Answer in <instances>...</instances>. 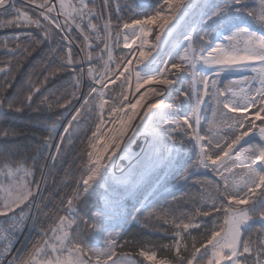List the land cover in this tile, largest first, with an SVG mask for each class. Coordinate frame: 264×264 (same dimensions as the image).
I'll return each instance as SVG.
<instances>
[{
  "label": "snow or ice",
  "instance_id": "snow-or-ice-1",
  "mask_svg": "<svg viewBox=\"0 0 264 264\" xmlns=\"http://www.w3.org/2000/svg\"><path fill=\"white\" fill-rule=\"evenodd\" d=\"M146 7L149 11L123 19L119 0H102L101 5L96 0H0V30L28 28L39 33L14 34L0 42L6 57L0 60V115L25 109L37 114L66 110L80 100L86 76L89 90L64 127L51 155L53 162L72 143L73 126L78 129L81 119L95 117V130L89 129L83 149L86 160L81 157L86 176L61 198L60 208L31 247L16 249L15 255L13 248L32 206L40 211L36 199L43 200L41 183L46 186L47 178L34 179L36 157L26 165L12 159L13 149H0V264H138L132 252L119 251L128 242L121 243L119 233L105 237V231L117 216L128 222L125 198L140 205H133L136 212L151 206L138 194L157 169L173 165L186 149L185 140L196 160L187 168H175L177 183L201 168L214 173L219 182L211 190L199 182V206L191 212L177 215L176 209L161 206L151 213L175 228L171 243L161 246L172 254L170 259L157 260L152 248L141 249L139 255L154 264H264V0H149ZM73 31L83 38L79 45ZM53 41L57 46L49 51L43 81L29 80L26 93L10 99L19 61L30 57L36 46ZM75 47L83 56L74 54ZM115 49L128 52L117 56ZM52 64L58 66L49 73ZM61 73L71 77L72 91L42 96L36 103L42 88ZM222 74L236 78L222 82ZM206 105L212 115L201 134ZM55 127L48 129L40 150L51 147ZM141 134L146 144L137 165L116 181L111 198L91 213L89 223L79 215L81 196L93 184L107 183L112 164L106 161L114 163L121 145L122 153L127 152ZM16 135L13 130L0 131L2 140ZM131 218L136 220L134 214ZM201 229L204 235L197 247L192 232ZM93 238H103L99 247L90 242Z\"/></svg>",
  "mask_w": 264,
  "mask_h": 264
},
{
  "label": "trees",
  "instance_id": "trees-1",
  "mask_svg": "<svg viewBox=\"0 0 264 264\" xmlns=\"http://www.w3.org/2000/svg\"><path fill=\"white\" fill-rule=\"evenodd\" d=\"M96 2L98 4V0H96ZM258 2L259 0H257V3ZM119 3L121 5L119 15L123 19L132 18L135 13L149 11L146 5L141 6L138 0H119ZM251 6L252 4L250 3V7ZM7 18L8 17H5V19ZM115 20L116 14L113 12V21L115 22ZM29 31H32L35 35H39V33L34 29H8L7 32L0 35V42L14 34L23 36ZM72 36L75 38L74 43L79 45L82 41V37H79L75 31H73ZM56 39L58 40L59 37ZM56 46L55 41L51 44L46 42L43 45L36 46V51L33 52L30 57L19 61L20 67L14 69L16 73V81L8 94L10 99L18 93L21 94V96L25 94L26 84L29 80L33 83L43 81L45 74V61L48 59L50 49L55 48ZM102 46L103 45H101V47ZM120 48H123L122 42H120ZM126 50L127 49H124L123 53H121L120 49H115V55L119 56L126 54ZM73 51L75 55L83 56L79 47H75ZM3 59H6V57L3 55V50L0 49V60ZM57 66V64L48 66L47 72L50 73ZM118 83L119 81H117V84ZM184 89L187 88L184 87ZM88 90L89 83L84 82L82 83L78 95H80L81 92H83V95H86ZM71 91V77H69L66 73H61L56 79L50 80L48 84L42 88L41 93L34 99L36 103H38L40 97L42 96H62L66 93H70ZM117 91H119V89H117ZM36 103L33 104V109L36 107ZM77 103V101H74L73 104L66 110L53 109L52 111H44L37 114L32 109H25V111L21 113L9 114L7 116L0 115V131L9 129L17 133L14 139H0V149H13L14 154L12 155V159L24 160L26 165H32V158L36 157L37 162L35 164L34 179L40 181L45 160L47 156L49 157L52 154L49 152L50 148L40 150L43 138L49 135L48 129L51 128L52 125L56 126L54 134L57 132L65 115L68 112L75 110L78 105ZM94 120V116L89 118L87 122L81 119L78 129L74 125L73 130L76 132V135L71 138L72 143L69 145L68 150L56 162H52L47 175V185H44L43 189V200L40 201V211L37 212L28 240L21 247L22 251L30 248L31 243L39 238L40 229L48 227L51 222L52 215L60 208L61 198L64 197L66 193L70 194L71 190L76 187V182L80 181L81 176L86 175L81 167V157L86 160V155H84L83 149L87 143V137L91 135V131L95 130ZM207 127L208 121L204 118L201 121V134H205ZM89 129H91V131H89ZM57 140L58 135H54V139L52 141ZM186 149H190L187 141ZM195 160L196 155L191 148L189 152L182 153L174 161L166 178L158 186V188H155L147 201L151 206L142 209L139 215L140 223L131 225L122 234L119 241L121 243L127 241L128 243L122 249H119V251L132 252L136 257L138 264H151L150 260L139 255L141 249L147 251L149 248H152L156 251L157 260L165 257L170 259L172 255L170 252L161 250V246L171 243V236L175 231V228L171 224H165L163 221L155 220L151 213L160 209L161 206L176 209L177 215L185 211L191 212L194 210V207L199 206L197 203V198L201 192L199 182L202 181L209 187V190H211V186H214L215 183L219 182V177H217L214 173L209 171H198L193 173L187 181L177 183L179 173L175 171V168L180 165L187 168L192 165ZM174 184L175 186L171 187ZM82 188L83 187H81V189ZM168 188L171 189L168 190ZM97 205L98 195H82L80 201L78 202L79 215L91 223V211ZM60 214L63 215V212H60ZM176 222L179 223V219H177ZM205 223H207V219H205ZM219 223H223V220L221 219ZM254 227H258V225ZM80 230L82 233L84 232L83 224L80 225ZM84 234L87 235V233ZM203 235V229L192 232V237H195L198 241L197 247H199V241L203 238ZM188 243L189 246H191V238H189Z\"/></svg>",
  "mask_w": 264,
  "mask_h": 264
},
{
  "label": "rangeland",
  "instance_id": "rangeland-1",
  "mask_svg": "<svg viewBox=\"0 0 264 264\" xmlns=\"http://www.w3.org/2000/svg\"><path fill=\"white\" fill-rule=\"evenodd\" d=\"M101 4H102V0H98V5H101ZM7 31H8V29H2V30H0V35L2 33H4V32H7ZM120 42L124 43V41H123L122 38H121ZM127 52H128V50H126V54H127ZM165 59H167V57H165ZM161 66H163V65H161ZM86 67L87 66L85 65V68ZM169 78H171V77H169ZM234 78H236V77H233L232 75H227L226 76V75H223L222 74V76H221L220 79H221L222 82H226L227 80H231V79H234ZM85 81L86 82H90V81H87V77L86 76H85ZM133 85H134V82H133ZM147 87H148V85L145 86V88H147ZM184 87H186V88L188 87V82L187 81L184 83ZM142 90H144V89H142ZM173 94L176 95V93H173ZM81 103H83V98L79 101V103L76 106L75 110H72L71 112H68L65 115L64 119L62 120V123L60 124V127L58 128L57 132L54 134L56 136L58 135V140L57 141H52V144H51V147H50V150H49V152H51L52 154H54L56 152L55 145L57 143H59L60 135L63 134L64 127L67 126L68 121L71 119L72 115H74L76 109H78L80 107V104ZM204 108H205V118L207 119L208 124H209V120L211 119V115H212L211 114V109L207 105L204 106ZM136 122H139V120H137ZM109 127H110V125H107V124L105 125V129H107ZM186 141L187 140H185V144H186ZM144 142H146V141L145 140L141 141V143H144ZM103 143H104V141L103 140H100V143H99L98 147H101L102 148L103 147ZM122 148H123V144L121 145V149H118L117 150V154L115 156H113V161L115 163H113L112 161H106L107 164H112V168L110 170L111 171V175L108 178L107 183L106 184H100V185L93 184V186L91 188H89L88 192L85 193V194H88V195L89 194H94V195L96 194V195H98V205L92 209L91 213H94V212L98 211L100 208H102L104 206V204H105V199L106 198H109V199L111 198V195H112L113 191L117 187L116 181L122 179L126 174H128L130 172V170H133L134 169L133 164H131V165L129 164V166L126 167L125 161H126V159H129V162L132 161V160H134V158H133V156H134L133 151H135V148L134 147H129L128 151L127 152H123V153L121 151ZM189 148L190 149L192 148V145L191 144H189ZM190 149H185L186 151H184L182 153L189 152ZM140 150H141V147H140ZM109 151H111V149ZM182 153H180V155ZM51 155L49 157L47 156V158L45 160V163H44V166H43V169H42V173H41V176L43 175L46 178H47V175L49 173V170H50L51 165H52V162H53L51 160ZM118 160H122L121 161L122 162V165L117 166V164H118L117 161ZM171 167H169L167 164H165L164 166H162L159 169H157V171L153 174V176L151 178V181H150V184H149L150 185L151 192H153L155 190V188H158V186L163 182V180L166 178V176L170 172ZM118 169H119V171H118ZM159 171L162 172V173L158 177L157 175H158ZM198 171H209V172H211L210 170H205L203 168L199 169ZM198 171L195 170V169L192 170L193 173H196ZM153 179H155L154 184H153ZM160 181H162V182L160 184H158V182H160ZM175 184L172 185L171 187H174ZM81 187H83L82 182H81ZM43 189H44V185H43ZM169 189H171V188H168V190ZM81 191H82V189H81ZM149 197H150V193H149V195L147 197H145V198H147V201L149 200ZM125 203H127L126 200L124 201V204ZM129 207L130 208L127 210V212L130 214L128 216V222L127 223H123L122 219L119 216L113 218L110 221L111 226H112L111 227L112 229L110 231L109 230H106L105 231V237L107 236L108 232H114V233L121 234L123 232L124 228L127 230L130 227V225H134V224H139L140 223L139 215H140V213H141L142 210L140 212H136L135 211V208L133 207V205H130ZM136 207H140V205L139 204H136ZM133 214L136 216V220L135 221H133L132 218H131V216ZM121 224H122V226H120ZM101 241L103 242V238H101ZM90 242L92 243L93 240H91ZM95 246L99 247L100 244H97ZM151 264H154V262L151 261Z\"/></svg>",
  "mask_w": 264,
  "mask_h": 264
},
{
  "label": "built area",
  "instance_id": "built-area-1",
  "mask_svg": "<svg viewBox=\"0 0 264 264\" xmlns=\"http://www.w3.org/2000/svg\"><path fill=\"white\" fill-rule=\"evenodd\" d=\"M83 98V93L80 95V100ZM79 100V101H80ZM78 101V103H79ZM41 181V179H40ZM43 183H41V196L43 194ZM41 201V198L40 197H37L36 199V203H40ZM37 209L35 207V204L32 206L31 208V214L28 216V219L26 220L25 222V226H24V230L23 232H21L18 236V239H17V242L13 248V255L16 254V249H21V247L26 243V241L28 240L29 238V235L32 231V228H33V225H34V221H35V218H36V215H37ZM8 226V222L5 221L3 223V227H7ZM110 231V230H109ZM102 241L101 239L99 241H97L95 238H93V244L94 245H97V244H101Z\"/></svg>",
  "mask_w": 264,
  "mask_h": 264
},
{
  "label": "bare ground",
  "instance_id": "bare-ground-1",
  "mask_svg": "<svg viewBox=\"0 0 264 264\" xmlns=\"http://www.w3.org/2000/svg\"><path fill=\"white\" fill-rule=\"evenodd\" d=\"M146 89V88H145ZM144 89V90H145ZM144 90H142L141 89V91H144ZM135 123H138V122H136V121H134V124ZM128 135L129 136H131V135H133V133H132V131L131 130H129V132H128ZM149 139H150V137H149ZM143 140H145L146 141V139H145V135L144 134H141V135H139V136H136L135 137V139H134V141H133V143L130 145V147H134L135 148V151H133V154H134V156H133V158H134V160H132V161H130L129 162V159H126V161H125V165H126V167L127 166H129V164L131 165V164H133V167L135 168V166L137 165V162H138V160L140 159V154H141V150H140V147L141 146H144L145 144H146V142H144V143H141V141H143ZM123 149V148H122ZM122 151V150H121ZM131 152V151H130ZM138 153V154H137ZM132 154V153H131ZM137 154V155H136ZM126 155V154H125ZM124 157V156H123ZM118 159V158H117ZM122 160H118L117 161V166H119V165H122V162H121ZM134 161V162H133ZM115 163V162H114ZM112 168V167H111ZM116 170V169H115ZM118 171H119V169H118Z\"/></svg>",
  "mask_w": 264,
  "mask_h": 264
},
{
  "label": "water",
  "instance_id": "water-1",
  "mask_svg": "<svg viewBox=\"0 0 264 264\" xmlns=\"http://www.w3.org/2000/svg\"><path fill=\"white\" fill-rule=\"evenodd\" d=\"M138 2L141 6H145L149 3V0H138Z\"/></svg>",
  "mask_w": 264,
  "mask_h": 264
}]
</instances>
